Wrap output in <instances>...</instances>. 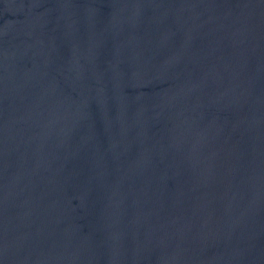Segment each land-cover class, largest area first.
<instances>
[{
    "label": "water",
    "instance_id": "1",
    "mask_svg": "<svg viewBox=\"0 0 264 264\" xmlns=\"http://www.w3.org/2000/svg\"><path fill=\"white\" fill-rule=\"evenodd\" d=\"M0 264H264V0H0Z\"/></svg>",
    "mask_w": 264,
    "mask_h": 264
}]
</instances>
